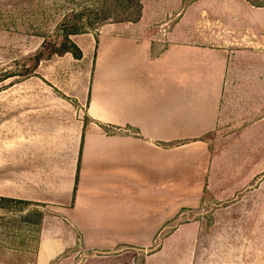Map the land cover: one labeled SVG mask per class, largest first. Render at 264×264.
<instances>
[{"label":"crops","instance_id":"1","mask_svg":"<svg viewBox=\"0 0 264 264\" xmlns=\"http://www.w3.org/2000/svg\"><path fill=\"white\" fill-rule=\"evenodd\" d=\"M141 2L139 22L103 27L98 43L71 36L74 62L95 55L75 88L35 73L24 80L54 87L11 90L14 158L0 156V197L43 209L37 264L77 241L105 255L98 264H134L159 236L145 264H168L170 240L189 233L181 222L168 237L169 223L199 208L201 180L232 171L220 157H245L233 145L264 144V6L197 0L177 14L164 2L158 30L144 27Z\"/></svg>","mask_w":264,"mask_h":264},{"label":"rangeland","instance_id":"2","mask_svg":"<svg viewBox=\"0 0 264 264\" xmlns=\"http://www.w3.org/2000/svg\"><path fill=\"white\" fill-rule=\"evenodd\" d=\"M194 1L197 0H145L144 27L160 30L161 3L176 5L180 14ZM132 13L135 11L126 10L113 0H0V156L4 162L6 158H14L15 144L11 139L14 133H10V127L14 125L17 97L11 90L54 87L38 74L34 80L38 86L30 79L24 80L35 73L50 77L60 88L73 81L75 88V78L89 74L95 55L89 54L84 63L74 62L70 53L61 55V44L67 34L74 27L79 29V34L72 35V39L86 45L88 40L84 35L91 34L98 43L103 27L130 23ZM37 59H42V63L33 72ZM233 146L245 157L240 159L239 152L232 158L220 157L232 171L201 180L199 208L193 212L184 209L177 220L169 223L168 237L181 222L188 224L184 229L189 233L182 231V235L170 240L168 247L172 252L169 250L168 264H264V144L257 145L255 153L247 151L249 144ZM253 172L257 176L253 177ZM228 189L232 193L221 198ZM176 199L173 197L172 201ZM42 211L41 207L32 205L0 202V264H37L36 223ZM80 243L77 241L51 264L64 259L67 264H98L97 257L105 256L85 254ZM163 245V237L159 236L151 248L136 251L134 264H145L147 257ZM153 259L147 263L156 264Z\"/></svg>","mask_w":264,"mask_h":264},{"label":"trees","instance_id":"3","mask_svg":"<svg viewBox=\"0 0 264 264\" xmlns=\"http://www.w3.org/2000/svg\"><path fill=\"white\" fill-rule=\"evenodd\" d=\"M115 2L119 3V6L124 7L126 10H133L135 13H132V18L128 19V22L131 23H137L140 21L142 17V12H143V4L141 0H113ZM251 4L258 6V7H263L264 6V0L262 2H255L254 0H248ZM126 3V4H125ZM123 22V21H119ZM79 29L74 28L71 32L67 34V37L64 39V43L61 44V55L70 53L73 55L75 59H81L83 57L81 49L71 40L72 35H77L79 34ZM42 59H37L36 60V67L33 72L36 71L37 66L40 64ZM14 76H10L8 78H12ZM0 202H8V203H17V204H26L29 205L28 203H24L21 201H17L14 199H7V198H1L0 197ZM44 214L43 212L38 213V221L37 225L41 226L42 221H43ZM40 229V227H39Z\"/></svg>","mask_w":264,"mask_h":264}]
</instances>
